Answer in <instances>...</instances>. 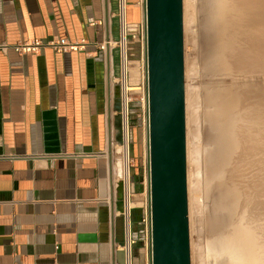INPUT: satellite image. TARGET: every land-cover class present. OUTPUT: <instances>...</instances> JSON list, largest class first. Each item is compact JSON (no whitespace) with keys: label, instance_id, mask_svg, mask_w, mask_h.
Returning <instances> with one entry per match:
<instances>
[{"label":"crops","instance_id":"0c3cea01","mask_svg":"<svg viewBox=\"0 0 264 264\" xmlns=\"http://www.w3.org/2000/svg\"><path fill=\"white\" fill-rule=\"evenodd\" d=\"M116 12L117 0H0V264L123 261L109 149L120 92L100 49L118 39ZM142 16L129 0L133 27ZM33 40L79 46L14 50Z\"/></svg>","mask_w":264,"mask_h":264},{"label":"bare ground","instance_id":"6f19581e","mask_svg":"<svg viewBox=\"0 0 264 264\" xmlns=\"http://www.w3.org/2000/svg\"><path fill=\"white\" fill-rule=\"evenodd\" d=\"M208 66L222 75L208 100L214 126L211 228L221 264H264V0H206ZM247 75L225 83L232 61ZM240 69V70H239ZM124 88L123 113L128 94ZM120 175L129 186L128 151H119Z\"/></svg>","mask_w":264,"mask_h":264},{"label":"water","instance_id":"95a60500","mask_svg":"<svg viewBox=\"0 0 264 264\" xmlns=\"http://www.w3.org/2000/svg\"><path fill=\"white\" fill-rule=\"evenodd\" d=\"M143 1L147 32L150 264H191L184 0ZM109 54L115 58L114 76L119 78V51L114 49ZM121 108L118 98L115 110L120 113ZM109 145L111 151L113 142ZM118 187L117 221L125 239L123 184Z\"/></svg>","mask_w":264,"mask_h":264},{"label":"rangeland","instance_id":"374dc122","mask_svg":"<svg viewBox=\"0 0 264 264\" xmlns=\"http://www.w3.org/2000/svg\"><path fill=\"white\" fill-rule=\"evenodd\" d=\"M137 3L142 7L143 19L144 1L137 0ZM207 16L206 0H184L187 183L191 264H221L224 258L215 247L213 242L215 235L211 228L215 193L213 181L209 177V167L214 152L215 132L210 119L212 106L208 100L209 93L223 76H215L208 66L207 51L210 45L205 25ZM242 65L238 60H233L232 66L235 68V74L225 76L223 84L242 85L243 80L248 77L238 71V66ZM131 73L133 91L128 118L130 140L128 145L124 141L123 115L118 113L117 121L120 124L118 136L121 141L113 140V151H116L117 156L115 166L117 181L122 184L125 178L124 175H120L118 152L128 151V170L132 183L130 203L138 238L134 264H150V243L148 236L145 235L144 225H142L144 213L149 208V193L147 84L146 72L144 73L140 59L133 61ZM118 79L116 78V84L120 92Z\"/></svg>","mask_w":264,"mask_h":264},{"label":"built area","instance_id":"2783aa9c","mask_svg":"<svg viewBox=\"0 0 264 264\" xmlns=\"http://www.w3.org/2000/svg\"><path fill=\"white\" fill-rule=\"evenodd\" d=\"M128 8L129 0H117V12L116 17L118 19L119 26V36L118 39L113 42H108V44L101 45L100 49L103 52H107V48H110L111 51L117 49L119 51V60H120V76H119V85L121 93V103L122 108V119H123V130H124V141L128 145L130 140V128H129V114H130V102L132 101V93L128 94L129 102L127 107V115L123 113V101H124V88L132 89L131 86V71L132 63L135 59H140L142 61V68L144 73L147 75V62H146V45H147V36H146V22L143 18L138 23L134 24L135 27L128 20ZM49 43H42L39 40H33L31 42H21L14 46V50L20 54L26 53H38L41 48ZM52 45L56 50L67 51L68 49L78 48L79 45ZM6 47V46H2ZM147 84V79H146ZM147 89V86H146ZM148 101V96H147ZM123 193H124V224H125V239L122 244V250L125 254V260L123 264H134V253L137 245V235L135 232V222L133 220L134 216L132 213V207L130 203V197L132 193V183L129 176V186L126 189L125 179L123 184ZM142 225H144L145 235L148 236L150 243V215L149 208L148 211H145L144 217L142 220Z\"/></svg>","mask_w":264,"mask_h":264},{"label":"trees","instance_id":"16d2710c","mask_svg":"<svg viewBox=\"0 0 264 264\" xmlns=\"http://www.w3.org/2000/svg\"><path fill=\"white\" fill-rule=\"evenodd\" d=\"M128 10H129V8H128ZM128 20H129V17H128ZM117 126H118V128H120V124H117ZM117 140H118V141H121V139H120L119 136H118Z\"/></svg>","mask_w":264,"mask_h":264}]
</instances>
